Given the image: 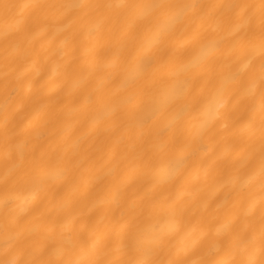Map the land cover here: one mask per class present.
<instances>
[{
	"label": "bare ground",
	"instance_id": "6f19581e",
	"mask_svg": "<svg viewBox=\"0 0 264 264\" xmlns=\"http://www.w3.org/2000/svg\"><path fill=\"white\" fill-rule=\"evenodd\" d=\"M0 264H264V0H0Z\"/></svg>",
	"mask_w": 264,
	"mask_h": 264
}]
</instances>
